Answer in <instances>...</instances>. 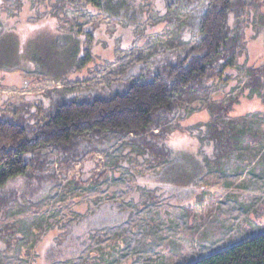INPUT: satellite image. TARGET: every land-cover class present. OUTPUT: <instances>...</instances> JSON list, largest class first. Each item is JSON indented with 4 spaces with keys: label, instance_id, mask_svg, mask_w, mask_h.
<instances>
[{
    "label": "rangeland",
    "instance_id": "1",
    "mask_svg": "<svg viewBox=\"0 0 264 264\" xmlns=\"http://www.w3.org/2000/svg\"><path fill=\"white\" fill-rule=\"evenodd\" d=\"M207 1L0 0V115L36 123L61 97L155 71L200 41ZM246 1L234 67L153 126L162 163L108 132L67 161L43 147L41 179L0 187V264H187L264 231V87L246 86L264 67V0ZM213 102L231 103L225 151L208 136Z\"/></svg>",
    "mask_w": 264,
    "mask_h": 264
},
{
    "label": "trees",
    "instance_id": "2",
    "mask_svg": "<svg viewBox=\"0 0 264 264\" xmlns=\"http://www.w3.org/2000/svg\"><path fill=\"white\" fill-rule=\"evenodd\" d=\"M247 7L246 0H208L200 20V41L174 59L162 62L155 71L128 79L121 89L61 97L36 123H31L24 114L14 117L1 114L0 187L18 176L41 179L39 172L47 163L41 153L43 147L59 149L67 161L79 155L84 137L108 132L132 136L137 143L141 141L162 163V156L168 152L149 139L159 134L153 132V126L174 111L176 99H192L207 90L211 80H221L226 70L234 67L242 41L237 23ZM232 16L235 27L230 25ZM249 72L246 86L256 90L264 87V67L250 68ZM230 104L208 105L212 115L207 124L208 136L219 151L231 145L225 131L228 123L219 121ZM10 201L11 195H0V209ZM187 264H264V231Z\"/></svg>",
    "mask_w": 264,
    "mask_h": 264
}]
</instances>
